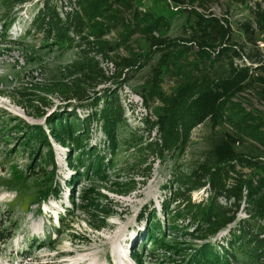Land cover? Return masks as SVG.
<instances>
[{"label":"trees","instance_id":"obj_1","mask_svg":"<svg viewBox=\"0 0 264 264\" xmlns=\"http://www.w3.org/2000/svg\"><path fill=\"white\" fill-rule=\"evenodd\" d=\"M33 1L0 0V6L11 12ZM39 1H43V5L32 18L28 32L33 29L42 34L43 44L48 48L79 49L78 58L65 67V79L40 88L64 104L47 117L42 114L46 117L48 134L36 125L19 123L14 126L21 134L22 145L32 151L34 164L31 169L39 170L36 180L39 207L50 198L59 199L61 192L50 139L79 152L76 160L69 159L75 175L68 183L86 178L108 183L119 150V127L125 122L119 94L136 73L159 55L152 78L141 96L146 107L156 103L160 106L156 110V120L151 116L142 119L141 134L133 140L135 149L142 155L163 159L166 154L183 155L193 131L201 125L209 123L212 130L225 131L214 143L212 161L199 165L192 172L180 170L174 175L175 191L170 201L163 204L165 216L171 218L166 224L161 223L153 211L147 238L166 255L177 256L180 261L176 259L174 264H229L230 257L236 258L232 252L236 250L250 253L256 262H263L264 225L260 232L250 222L264 223V162L237 150V146L246 142L264 150V117L249 98L264 101L261 53L244 51L247 44L233 40L230 28L216 17L200 13L197 7L204 6L201 0H169L178 9L176 12L192 13L196 18L189 30L178 38L168 36L172 28L170 19L144 8L142 0H59L61 7L54 0ZM7 18L1 28L5 32L13 23ZM257 23L264 30L262 15L257 17ZM243 30L247 43L254 45L256 37L250 32L251 25L245 24ZM114 32H118V37L112 41L109 36ZM137 35L148 46V51L140 52L144 49L135 46L133 39ZM235 46H240L242 53L255 65L248 66L244 62L236 65L242 55ZM120 51L126 54L122 56ZM225 61L229 67L227 73L215 75V68ZM104 62L111 63V75L102 66ZM106 82L114 87L102 93L94 92ZM165 84L171 89L169 92ZM38 99L44 108L53 106L46 98ZM79 110L86 111L87 115L80 116ZM98 129L106 138L104 150L90 143ZM34 145H38L37 150ZM43 150H47L45 158ZM39 161L42 163L37 165ZM49 166H52L51 171H48ZM244 169L252 171L253 176H245L240 171ZM138 175L143 178L140 183L130 177L126 181L111 182L109 189L119 195L136 191L139 184L145 186L151 179L152 166ZM200 190H205L207 196L199 202L193 201V194ZM102 199L108 200L98 188L87 189L78 208L88 211L93 207L107 217L112 216V209L100 204ZM173 204L176 207L171 210ZM243 205L253 209L247 210L249 219L231 231L230 248L220 254L209 240L236 222ZM105 224L97 228H104ZM12 237V232L0 230V245ZM179 237L204 243L199 248L183 247V242L177 240ZM168 238L176 240L172 243Z\"/></svg>","mask_w":264,"mask_h":264},{"label":"rangeland","instance_id":"obj_2","mask_svg":"<svg viewBox=\"0 0 264 264\" xmlns=\"http://www.w3.org/2000/svg\"><path fill=\"white\" fill-rule=\"evenodd\" d=\"M54 1L61 7L59 0ZM201 1L204 6L197 8L215 13L218 11L217 7L231 10V1L236 0ZM142 2L144 8L170 19L172 28L168 36L171 38L182 37L185 30H189L196 20L192 13L176 12L169 0ZM42 5L43 1L35 0L11 12H6L0 6V230H8L13 234L11 240L0 245V264H174V260H178L177 256L170 253L166 255L147 238L150 216L155 211L160 222L166 224L171 217L165 216L163 204L170 201L175 191L176 186L172 185L174 175L180 170L192 172L199 165L212 161L214 143L225 130L214 131L209 123L199 126L193 131L183 155L166 154L160 159L142 155L135 149L133 140L141 134L142 119L151 116L156 120V110L160 106L156 103L146 107L141 96L147 82L152 78V70L157 66V55L148 67L136 73L134 79L122 87L119 94L125 110V122L119 127V150L114 168L109 172L111 175L108 183L99 182L97 178L68 183L75 175L69 159L76 160L79 152L71 151L50 139L57 167L56 181L60 183L61 192L59 199L50 198L39 207L36 203L39 170L31 169L34 164L32 151L22 145L21 134L15 131L14 126L19 123L36 125L43 127L48 134L46 117L64 104L61 99L44 93L40 88L42 85L49 86L63 81L65 67L79 55L77 48H48L43 44L42 34L35 33L33 29L28 32L32 18ZM7 16L8 21L13 20V23L5 32L1 28L4 22L6 24ZM117 37L118 32H114L109 39L115 41ZM234 39L242 41L238 35ZM133 40L137 48L144 49L140 52L148 51V46L139 35ZM246 48L247 52H253L251 46L247 45ZM119 54L124 56L126 53L120 51ZM102 66L111 75V63L104 62ZM228 70L225 61L214 71L215 75L221 76ZM170 86L172 88L173 85L170 83ZM109 87H114V84L103 83L94 92L102 93ZM164 88L168 92L171 90L167 84ZM38 98H46L53 106L44 108ZM261 112L264 117V109ZM42 114L46 117H42ZM78 114L84 117L87 112L79 110ZM105 142L104 133L100 129L95 130L91 145L104 150ZM34 147L38 149V145ZM237 150L264 162V150L252 142L240 144ZM46 153L47 150L42 151L44 158ZM41 163L39 161L37 165ZM150 165L152 175L145 186L139 184L136 191L127 195H119L109 189L112 188L111 182L126 181L130 177L140 183L143 178L138 174ZM51 170L52 166H49L48 171ZM240 171L247 177L253 176L248 169ZM94 187L108 198L102 199L100 204L112 209V216L107 217L101 210L93 207L88 211L78 208L83 193ZM206 196L207 192L200 190L192 198L199 202ZM175 207L173 204L170 209ZM247 210L253 209L243 205L236 222L209 240L220 254L229 247L231 231L240 226L243 220L249 219ZM103 222L106 226L98 229L97 225ZM250 223L261 232L263 222L253 220ZM167 240L173 243L176 239ZM177 240L183 242V247L199 248L204 243L183 237ZM232 252L236 258L230 257L229 264H264V261L256 262L250 253L241 250ZM139 255L141 260L138 259Z\"/></svg>","mask_w":264,"mask_h":264},{"label":"built area","instance_id":"obj_3","mask_svg":"<svg viewBox=\"0 0 264 264\" xmlns=\"http://www.w3.org/2000/svg\"><path fill=\"white\" fill-rule=\"evenodd\" d=\"M231 10H222L220 7L217 12H207L205 10L201 11L199 8L197 10L207 16L211 15L220 20V22L227 28L231 29L232 36L238 35L242 39L240 44H247L253 48V51L261 53L264 63V30L261 29L257 23V17L262 15L264 20V0H236L231 1ZM178 10V9H176ZM249 23L251 25L250 32L255 33L256 42L254 45L247 43L243 27L245 24ZM264 24V23H263ZM242 55V59L236 60V65L241 62L246 63L248 66L255 65L254 61L249 60L241 51L240 46L234 47ZM247 52V48L245 50ZM247 96V95H246ZM253 96V95H252ZM254 107L258 110L264 109V101H259L257 98L249 97Z\"/></svg>","mask_w":264,"mask_h":264},{"label":"bare ground","instance_id":"obj_4","mask_svg":"<svg viewBox=\"0 0 264 264\" xmlns=\"http://www.w3.org/2000/svg\"><path fill=\"white\" fill-rule=\"evenodd\" d=\"M44 237V236H43Z\"/></svg>","mask_w":264,"mask_h":264}]
</instances>
